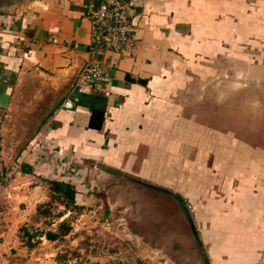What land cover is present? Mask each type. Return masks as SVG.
<instances>
[{
    "label": "crops",
    "instance_id": "crops-1",
    "mask_svg": "<svg viewBox=\"0 0 264 264\" xmlns=\"http://www.w3.org/2000/svg\"><path fill=\"white\" fill-rule=\"evenodd\" d=\"M246 1L126 0L134 48L121 54L90 51L88 0H0V179L11 169L14 184L0 189V248L22 244L51 180L87 205L124 178L183 198L209 264L264 257V135L233 127L225 71L239 48L263 66L246 53L264 13L251 24ZM90 62L107 75L79 92Z\"/></svg>",
    "mask_w": 264,
    "mask_h": 264
},
{
    "label": "rangeland",
    "instance_id": "rangeland-1",
    "mask_svg": "<svg viewBox=\"0 0 264 264\" xmlns=\"http://www.w3.org/2000/svg\"><path fill=\"white\" fill-rule=\"evenodd\" d=\"M259 1L245 2L251 24L258 21L255 12L264 13V0ZM261 21L264 27V18ZM252 38V41L257 39L258 44L248 46L246 55L253 63L255 56L263 55V66L245 65L240 59L244 51L239 48L232 51L231 63L226 64L225 71L232 81L233 127L240 128L248 138L254 139L264 135V35ZM255 76L263 83H253ZM28 120L32 121L33 116L29 114ZM29 134L27 129L22 132L24 138ZM9 142L5 149L12 152L15 147L12 140ZM2 170L0 189L14 188L11 169L6 171L4 167ZM128 181L130 184L125 187L122 182L127 179L121 178L118 187L113 185L114 188L104 190L97 198L95 193L87 205H80L60 219L54 217L51 225L47 224L51 217L36 213L26 222L30 230L53 229L57 222L67 218L71 221V232L57 241L40 239L32 248L21 239L22 244L15 243V248L3 250L2 247L0 264H62L55 260L57 253L63 254L65 264H204L192 231L189 210L185 213L169 194L148 185L142 186L134 180ZM48 193V200L39 205L51 202V190ZM1 204L8 203L2 201ZM109 205L113 208L109 209ZM63 209L57 201L50 205L52 214ZM5 229L0 227V233ZM11 233L15 236V227ZM3 240L4 236H0V243L3 244ZM21 247L27 252L19 253ZM257 264H264V257Z\"/></svg>",
    "mask_w": 264,
    "mask_h": 264
},
{
    "label": "built area",
    "instance_id": "built-area-1",
    "mask_svg": "<svg viewBox=\"0 0 264 264\" xmlns=\"http://www.w3.org/2000/svg\"><path fill=\"white\" fill-rule=\"evenodd\" d=\"M85 17L90 22L91 52L110 49L121 54H129L134 48L133 29L130 23V8L126 0H88ZM77 47V44L74 45ZM107 75V68L98 63L85 64L79 72L75 86L82 92L92 88L95 82ZM0 82L8 79L0 74Z\"/></svg>",
    "mask_w": 264,
    "mask_h": 264
},
{
    "label": "trees",
    "instance_id": "trees-1",
    "mask_svg": "<svg viewBox=\"0 0 264 264\" xmlns=\"http://www.w3.org/2000/svg\"><path fill=\"white\" fill-rule=\"evenodd\" d=\"M99 2V1H97ZM26 169L23 168V171H25ZM148 185V184H147ZM150 186V185H148ZM153 187V186H150ZM49 188L51 190V202H49V204L41 206L38 205L37 206V214L39 215H43L44 217H51V219L49 220V222L47 224H52L54 221V217H56V219H60L65 213L69 212V211H73L76 208L81 207L79 204L76 203L75 201V194H76V189L75 186L73 184H71L70 182L67 181H63V180H51L49 182ZM155 188V187H154ZM155 189L157 190H161L171 196H173L178 203L180 204V206L182 207L183 211L186 213H188L187 210V206L183 200V198L173 192H170L164 188H159L156 187ZM57 201V203L61 204L64 209L62 211L57 212L56 214H52L50 211V205L54 202ZM54 215V216H53ZM190 216V214H189ZM191 226H192V231L193 234L195 235V240H196V245L201 253V255L203 256V261L204 264H209L207 256L205 254V251L203 249L202 243L198 237L197 231L195 230L193 223L191 221ZM72 230V225H71V221L67 218L57 222L56 227L53 229H48V228H32V230H30V228L25 224L22 225L19 229V237L20 239L23 241V243L29 247L32 248L35 246V244L37 242H39V240L42 237H45L47 240L49 241H57L62 239L64 236L68 235ZM55 260L59 263L65 264L66 260L65 257L63 256L62 253H57V255L55 256Z\"/></svg>",
    "mask_w": 264,
    "mask_h": 264
}]
</instances>
